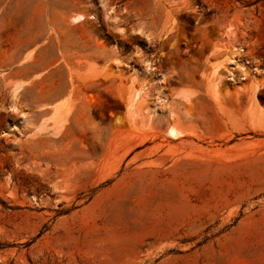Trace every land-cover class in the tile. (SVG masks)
<instances>
[{
	"label": "rangeland",
	"instance_id": "rangeland-1",
	"mask_svg": "<svg viewBox=\"0 0 264 264\" xmlns=\"http://www.w3.org/2000/svg\"><path fill=\"white\" fill-rule=\"evenodd\" d=\"M262 205L264 0H0V264H216Z\"/></svg>",
	"mask_w": 264,
	"mask_h": 264
},
{
	"label": "crops",
	"instance_id": "crops-1",
	"mask_svg": "<svg viewBox=\"0 0 264 264\" xmlns=\"http://www.w3.org/2000/svg\"><path fill=\"white\" fill-rule=\"evenodd\" d=\"M246 197L251 194V187L246 190ZM245 198L240 203V209L245 210ZM225 224L231 222L232 218L228 212L222 216ZM206 228V220H200L199 224L195 223L187 227L189 236H198ZM216 251L220 257L224 255V260L216 259V264H239V253L264 252V206L262 205L257 211L248 210L242 213L240 219L232 225L226 233L222 234L215 243Z\"/></svg>",
	"mask_w": 264,
	"mask_h": 264
},
{
	"label": "bare ground",
	"instance_id": "bare-ground-1",
	"mask_svg": "<svg viewBox=\"0 0 264 264\" xmlns=\"http://www.w3.org/2000/svg\"><path fill=\"white\" fill-rule=\"evenodd\" d=\"M81 20H83V17H82V16H79V17L74 18V21H76V22L81 21ZM169 135H170L172 138H177L178 133H177L174 129H171V130L169 131Z\"/></svg>",
	"mask_w": 264,
	"mask_h": 264
}]
</instances>
